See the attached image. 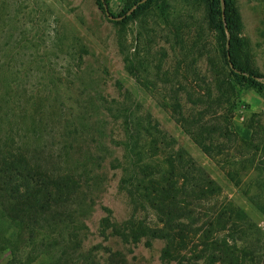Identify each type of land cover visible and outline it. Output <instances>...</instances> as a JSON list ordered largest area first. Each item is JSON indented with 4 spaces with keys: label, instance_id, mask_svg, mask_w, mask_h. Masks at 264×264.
I'll return each instance as SVG.
<instances>
[{
    "label": "rangeland",
    "instance_id": "1",
    "mask_svg": "<svg viewBox=\"0 0 264 264\" xmlns=\"http://www.w3.org/2000/svg\"><path fill=\"white\" fill-rule=\"evenodd\" d=\"M107 1L109 10L119 13L122 0ZM236 4L253 65L264 76V0ZM200 9L180 12L179 40L173 43L166 27L150 14L122 24L95 0H0L2 66L14 80H25L26 95L55 101L67 116H78L85 126L86 157L99 163L94 203L78 229L70 264H230L243 253L238 252L242 245L251 251L242 255L241 264H264V240H218L206 246L194 240L193 251L170 258L162 253L166 237L134 240L111 231V223L120 226L145 215L120 184L127 162L124 128L107 109L130 103L170 148L205 168L220 187L216 198L229 197L241 206L252 223L249 233L258 227L259 235L264 234L263 170L240 174L241 182L234 185L223 165L203 151L230 143L232 136L222 135L220 126L238 124L248 131L242 146L254 159L264 158V89L235 84L223 93L225 68L215 64L219 55L213 38L202 33ZM161 98L177 101V111L164 110L157 102ZM216 158L232 160V154ZM49 260L48 254H38L31 264Z\"/></svg>",
    "mask_w": 264,
    "mask_h": 264
},
{
    "label": "trees",
    "instance_id": "2",
    "mask_svg": "<svg viewBox=\"0 0 264 264\" xmlns=\"http://www.w3.org/2000/svg\"><path fill=\"white\" fill-rule=\"evenodd\" d=\"M170 1L122 0L119 13L114 14L107 0H95L102 12L122 24L150 14L155 23L166 27L173 43L179 40L180 12L199 6L202 33L213 38L214 53L219 55L215 64L225 68L223 93L235 84L264 89L260 79L264 76L254 67L242 36L236 0H177L180 6ZM2 38L1 32L0 42ZM8 71L0 60V264H31L38 254H48L49 264H70L79 242L78 229L94 203L99 163L86 157L81 119L67 116L55 101L34 97L32 92L26 95L25 80H14ZM220 101L221 95L215 104ZM157 102L172 113L179 107L175 100ZM107 109L120 118L124 128L127 162L120 184L135 207L145 213L144 219L120 226L104 217L113 233L134 240L143 235L166 237L162 253L170 258L193 251L197 247L194 240L205 246L218 240H264L258 227L248 232L252 223L240 205L229 197L216 198L220 187L205 168L170 148L156 126L130 103ZM220 129L232 141L203 147V151L223 165L221 170L229 181L237 185L240 174L258 168L264 172V158L254 159L242 146L248 139L247 130L227 123ZM230 153L232 160L216 158ZM240 247L238 252L243 253L235 255L230 264H241L242 255L251 251Z\"/></svg>",
    "mask_w": 264,
    "mask_h": 264
},
{
    "label": "water",
    "instance_id": "3",
    "mask_svg": "<svg viewBox=\"0 0 264 264\" xmlns=\"http://www.w3.org/2000/svg\"><path fill=\"white\" fill-rule=\"evenodd\" d=\"M228 46V45H227Z\"/></svg>",
    "mask_w": 264,
    "mask_h": 264
}]
</instances>
